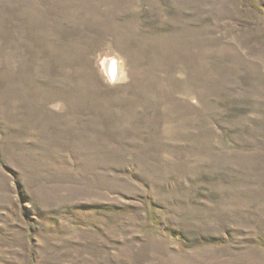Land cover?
Returning a JSON list of instances; mask_svg holds the SVG:
<instances>
[{
    "label": "rangeland",
    "instance_id": "374dc122",
    "mask_svg": "<svg viewBox=\"0 0 264 264\" xmlns=\"http://www.w3.org/2000/svg\"><path fill=\"white\" fill-rule=\"evenodd\" d=\"M0 264H264V0H0Z\"/></svg>",
    "mask_w": 264,
    "mask_h": 264
},
{
    "label": "bare ground",
    "instance_id": "6f19581e",
    "mask_svg": "<svg viewBox=\"0 0 264 264\" xmlns=\"http://www.w3.org/2000/svg\"><path fill=\"white\" fill-rule=\"evenodd\" d=\"M116 63L117 61L111 58L106 59L103 62L104 70L111 77V79H114L117 76V72H115V70L113 69V64L115 65Z\"/></svg>",
    "mask_w": 264,
    "mask_h": 264
}]
</instances>
